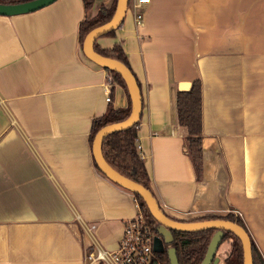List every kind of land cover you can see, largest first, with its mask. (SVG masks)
<instances>
[{"label":"crops","instance_id":"1","mask_svg":"<svg viewBox=\"0 0 264 264\" xmlns=\"http://www.w3.org/2000/svg\"><path fill=\"white\" fill-rule=\"evenodd\" d=\"M130 2L114 35L96 44L120 43L139 83L136 142L152 195L179 221L238 214L264 260V0H149L140 27ZM111 3L85 10L82 0H56L0 16V264H88L90 240L115 249L123 220L139 209L95 168L89 143L94 119L128 106L112 82L106 102L110 74L78 43L79 23ZM194 80L199 181L175 107L180 86Z\"/></svg>","mask_w":264,"mask_h":264},{"label":"trees","instance_id":"2","mask_svg":"<svg viewBox=\"0 0 264 264\" xmlns=\"http://www.w3.org/2000/svg\"><path fill=\"white\" fill-rule=\"evenodd\" d=\"M25 1L27 0H0V4H18ZM82 1L84 9L88 10L92 5V0ZM115 5L116 0H112V3L109 7L101 6L95 17L91 19L85 18L79 23L78 43L80 47H82L83 40L89 31L107 23L110 20L114 12ZM115 30L104 34L103 37L113 36ZM93 49L96 53L119 61L130 69L126 55L120 43L113 45L110 49H102L96 44L95 41L93 43ZM105 71H107L111 75L112 83L119 84L125 89L128 97V106L124 109H115L111 106H108L106 112L101 117H98L92 121L89 135L90 147L92 144V140L99 129L106 125L123 121L130 113V98L123 79L119 74L113 71ZM175 107L178 124L182 127H185L187 130V136L184 142L185 152L189 156L196 180L199 181L201 180L203 175L201 85L199 80L192 81L186 90L177 91L175 97ZM138 123L139 120L129 129L115 132L106 136L101 145V153L106 163L115 171L125 176L126 178L142 185L151 192L149 186V177L146 168L143 161L137 155L135 148ZM93 163L95 168L98 170L94 160ZM131 194L133 195L136 203H138L139 209L144 214L147 221L151 224L153 229L156 230L158 223L153 219L142 199L136 194ZM209 219L227 220L243 227L244 230L248 233L251 241L253 264H264L262 256L260 255L254 241L252 240L243 220L238 214L228 213L222 217L211 216L208 218L198 219L197 221ZM214 232L215 230H204L189 233L172 231L173 240L170 244L165 246V249L173 248L175 250L178 264H200L202 259L204 258L207 246ZM228 237L232 239V246L228 255L223 261L224 264H243L242 247L240 240L233 234L225 232L224 238L222 239L221 243ZM154 254L158 262H160L161 264H169L166 251Z\"/></svg>","mask_w":264,"mask_h":264},{"label":"water","instance_id":"3","mask_svg":"<svg viewBox=\"0 0 264 264\" xmlns=\"http://www.w3.org/2000/svg\"><path fill=\"white\" fill-rule=\"evenodd\" d=\"M56 0H27L18 4H0V16H15L34 12ZM129 0H116L115 9L110 20L89 31L82 43L84 56L97 66L105 70L113 71L121 76L130 98V113L123 121L106 125L99 129L95 134L91 151L92 157L98 170L108 180L122 187L123 189L136 194L142 199L153 219L158 223L156 234L153 238L154 253L166 251L169 264H178L175 250L165 249V246L173 240L172 231L175 232H198L204 230H215L207 246L206 253L200 264H218L216 251L224 238V233L228 232L236 236L242 247L243 264H253L252 246L248 233L240 225L222 219H209L202 221H177L167 216L155 200L152 193L142 185L126 178L104 160L101 153V145L104 138L112 133L124 131L132 127L140 118L142 111V96L137 80L131 70L124 64L114 59L102 56L93 49V43L104 34L119 28L122 25ZM189 84H182L181 90H186Z\"/></svg>","mask_w":264,"mask_h":264},{"label":"built area","instance_id":"4","mask_svg":"<svg viewBox=\"0 0 264 264\" xmlns=\"http://www.w3.org/2000/svg\"><path fill=\"white\" fill-rule=\"evenodd\" d=\"M149 0H131L130 7L134 14V23L140 27L143 23L145 9ZM111 75L108 77L105 100L110 102ZM137 155L142 160L141 147L135 140ZM123 233L115 249L109 250L102 246L94 237L84 250V259L88 264H161L155 259L153 238L156 234L140 209L136 214L123 220ZM88 234L93 233L94 226H85Z\"/></svg>","mask_w":264,"mask_h":264},{"label":"rangeland","instance_id":"5","mask_svg":"<svg viewBox=\"0 0 264 264\" xmlns=\"http://www.w3.org/2000/svg\"><path fill=\"white\" fill-rule=\"evenodd\" d=\"M206 217H207V216H205V217H200V218L202 219V218H206ZM200 218L198 217V218H195V219L198 220V219H200ZM207 218H208V217H207ZM192 221H194V220H192ZM154 232H155V230H154ZM226 239H227V238H226ZM229 242H231V244H232V239H231V238L229 239ZM221 245H222V243H221ZM227 247H228V244H226V245L223 244V245H222V249H223V250L221 249V251L223 252L224 249H226ZM221 251L218 250V252H217V256H219V255L221 254ZM222 257H223V256H222ZM223 264H224V263H223Z\"/></svg>","mask_w":264,"mask_h":264}]
</instances>
